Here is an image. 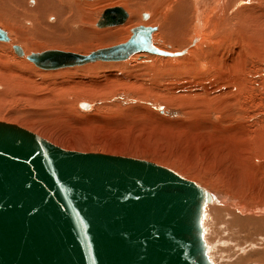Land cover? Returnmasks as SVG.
<instances>
[{
    "label": "rangeland",
    "instance_id": "374dc122",
    "mask_svg": "<svg viewBox=\"0 0 264 264\" xmlns=\"http://www.w3.org/2000/svg\"><path fill=\"white\" fill-rule=\"evenodd\" d=\"M14 2L13 7L1 6L0 29L6 39L0 40V120L19 124L66 149L151 160L195 181L216 197L240 199L249 209L264 208V171L255 167L254 149L247 150L241 145L237 149L227 138L230 133L239 136L246 127L258 128L260 116L264 118L259 110L264 107L250 109L252 117L239 120L247 123L244 126L229 121L230 117L239 116L228 107L215 110L214 99L210 98L213 95L206 97L201 88L192 86L196 72L180 68L179 61L190 55L176 58L177 62L173 63L163 56L141 52L126 61L41 69L26 56L18 55L12 46H22L27 54L30 50L32 53L61 48L89 53L124 42L132 34L130 29L117 35L107 30L129 28L139 22L129 23L132 11L125 5H106L94 12L93 22H98L105 9L115 6L128 13L126 21L116 26L93 27L75 39L73 47L67 42L59 46L50 40L56 32L48 26L45 12L36 19L22 12L25 0ZM149 10L153 14L152 9L140 11L141 21H148L143 14H150ZM157 21L155 24L161 26V21ZM58 35L64 41L66 35L69 37L66 31ZM167 43L161 49L176 52L189 47L185 40L176 47L170 41ZM259 65L258 69L250 68L256 73L249 79L257 80L252 87L264 98V86L259 81L264 63ZM85 103L90 107H83ZM248 139L253 145L252 136ZM235 150H238V162L231 156ZM230 181L243 187L242 198L229 190ZM251 216L258 218L250 213L240 214L226 203L205 204L201 236L212 264H264L261 249L264 228H259V220H249Z\"/></svg>",
    "mask_w": 264,
    "mask_h": 264
},
{
    "label": "water",
    "instance_id": "95a60500",
    "mask_svg": "<svg viewBox=\"0 0 264 264\" xmlns=\"http://www.w3.org/2000/svg\"><path fill=\"white\" fill-rule=\"evenodd\" d=\"M127 17L121 6L110 7L97 25ZM156 29L133 27L128 40L86 54L52 49L27 58L53 70L124 61L138 52L185 53L156 47ZM212 198L154 161L66 149L0 120V264H212L201 236Z\"/></svg>",
    "mask_w": 264,
    "mask_h": 264
},
{
    "label": "bare ground",
    "instance_id": "6f19581e",
    "mask_svg": "<svg viewBox=\"0 0 264 264\" xmlns=\"http://www.w3.org/2000/svg\"><path fill=\"white\" fill-rule=\"evenodd\" d=\"M14 1L15 0H0L1 19V14L3 12L1 6L7 4L6 6L10 7L15 3ZM113 4L125 5V7L132 11V15L128 19V21L130 20L129 23L131 22L132 25L133 23H139L132 27L128 25L129 28L124 27L114 31L112 29L107 30L110 33H116L117 35L118 33H125L128 29L131 31L133 27L138 25H150L157 26L156 28L158 30L153 32L152 40L153 44L160 49L162 46L164 48L166 44H168L167 41H170L174 47L184 44V40L186 43L189 42V47L183 49L185 50L183 55L163 57L174 63L177 62L175 60L176 58L188 57L190 55L188 59H180L182 60L179 61V63H182L180 68L184 67L185 69L196 72V74L193 75L195 79L192 82V86L201 88V91L206 97L213 95L210 98L212 100L214 99L213 102L216 104L215 110L228 107L232 113L239 116L230 117L229 121L238 122V124L244 126L247 123L245 124V122H240L239 120L242 119L245 121L246 118L252 117V115H249L250 109H263L264 98L261 93L255 92V88L252 87L257 80L255 78L250 80L249 78L250 76H254L253 73H256L254 69L260 68L259 63H264V0H25V4H23V6L25 5V9L22 12L26 11L30 16L36 19L38 14L45 12L46 17L44 18H46V21L49 23L48 26L51 25L50 27L54 29L53 31L49 28L51 29L49 32H56L50 39L52 40L51 42L59 46H64L61 45V43L67 42V44L72 45L70 47H73L75 39L82 37L84 31L93 30V27L94 29L98 27L97 22H93L95 19L94 12L106 5L111 6ZM15 7L14 5V8ZM142 9L153 10V14L150 10V14H143V17H148V21H141L140 11ZM20 11L21 9L18 12ZM55 13H59V15H55ZM157 20L161 21V26L155 24L158 22ZM153 21L154 24H151ZM63 31L69 34V37L66 35L67 39L64 38L65 41L58 35ZM155 41L162 46H157ZM14 46L15 45L12 47L15 50ZM20 47L24 51L22 57H27V55L31 53L30 50V53L27 54V51H25L22 46ZM172 58L174 60H171ZM250 60H253L252 64L249 63ZM179 70L181 71V69ZM189 73L191 74V71ZM183 81H185V79ZM188 81H190V79ZM259 81H261V84L263 83L264 86V73H260ZM180 83L184 82L181 81ZM188 85L191 86V84ZM248 104L250 108H248ZM82 106L88 107V103ZM259 111L260 114H264V110ZM260 117L262 119L258 122L260 125L258 128L251 130L253 126L250 128L245 126L246 128L239 133V136L230 133L227 138L228 141L236 144L237 149H239L240 145L247 150L253 148L256 153L255 167L258 171H264V118L262 116ZM218 119L221 120L222 116H219ZM252 123L250 122V125ZM254 123L253 124L256 125V122ZM250 136H252L253 145H250V139H248ZM231 156L238 162V150L232 152ZM161 162L164 163L165 161L163 160ZM229 184V190L234 192V195H239L242 198L244 192L243 187H240V185L234 181H230ZM211 202L215 204L226 203L231 205L235 207L236 212L240 214L250 213L258 218L251 216L249 220H259V228H264V208L254 207L253 209H249L240 199L230 201L227 198H219L214 195ZM212 212L213 209L210 210V213ZM252 228L253 227H251V229ZM261 249L262 253H264V240L261 242Z\"/></svg>",
    "mask_w": 264,
    "mask_h": 264
}]
</instances>
